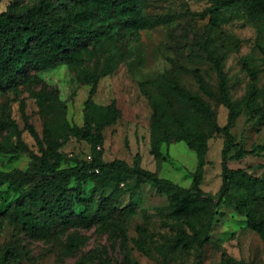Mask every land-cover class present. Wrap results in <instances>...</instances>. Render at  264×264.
<instances>
[{"label": "trees", "instance_id": "obj_1", "mask_svg": "<svg viewBox=\"0 0 264 264\" xmlns=\"http://www.w3.org/2000/svg\"><path fill=\"white\" fill-rule=\"evenodd\" d=\"M207 8L211 21L217 22L226 12L242 15L253 24H264V0H210ZM142 0H31L21 3L13 0L7 9L0 11V90L10 88L19 99L18 79L24 70L32 67L46 70L65 62L78 68L79 59L75 52L85 43L108 50L101 70H79V79L90 85L85 101L84 124H72L67 118V103L59 95L57 86L47 84L31 90L39 113L43 117V130L39 133L28 123L26 103L20 100V110L25 119L20 128L12 117L0 116L1 154L31 153L32 160L26 170L0 169V182L18 192L17 198L0 213L21 231L34 238L50 239L66 233L69 226L88 227L109 231L114 246L122 249L123 259L113 260L107 253L98 254L99 264H138L129 257L127 224L132 213L119 209L95 210V193L109 186L108 207L127 193H132L142 183L150 181L165 192L171 200V215L179 225L178 232L171 238L170 248H196L197 264H203V250L211 239V233L222 203L233 207L245 217L246 226L257 232L264 241V209L259 207L260 196L257 186H264V178L255 177L243 168L230 169L227 161L241 160L248 155L260 156L262 146L253 143L247 148L236 142L232 132L241 114L264 120V87L258 85V76L248 67L251 81L244 94L233 98L229 75L225 70V54L217 47L206 44V58L217 74L214 86L198 67L182 68L193 74L198 86L192 90L185 86L177 71L170 70L143 82L152 116L150 122L151 153L162 158V147L171 139L184 141L197 154V165L192 172V185L182 188L171 180L159 177L155 171L142 166L141 154L136 153L133 164L122 159L107 162L103 158V129L113 124L122 113L113 98L102 104L95 100L100 80L115 72L125 56L119 43L120 25H125L134 35L144 28L171 22L166 14L149 15L142 9ZM107 27V30L104 28ZM264 54V48H262ZM211 100L228 109L227 122L221 125ZM27 130L36 142L35 153L23 137ZM215 134L223 136L222 167L223 180L217 195L204 192L202 183L205 175L209 140ZM85 139L90 145L91 159L71 158L62 148L71 138ZM100 146V148H98ZM98 170V171H97ZM130 175L135 182L130 183ZM93 184L92 193L83 198L85 182ZM123 183L122 186L120 184ZM203 205L208 215L202 235L196 223H202ZM78 207H82L78 210ZM113 209L114 208L113 206ZM192 228V232L188 230ZM86 234L77 230L68 232L64 250L74 254L88 241ZM135 245L145 253L148 248L140 237L133 238ZM196 243V245H195ZM173 249V248H172ZM22 244H9L0 250V264H25ZM79 259L77 264H84ZM34 264V263H32ZM213 264H247L235 258L223 259Z\"/></svg>", "mask_w": 264, "mask_h": 264}, {"label": "rangeland", "instance_id": "obj_2", "mask_svg": "<svg viewBox=\"0 0 264 264\" xmlns=\"http://www.w3.org/2000/svg\"><path fill=\"white\" fill-rule=\"evenodd\" d=\"M13 0H0V11L7 9ZM30 3L31 0H19ZM142 9L146 14H166L171 22L144 28L139 34H133L125 25H120L119 43L125 51L121 63L114 73L104 76L100 82L95 100L108 104L113 98L121 110V117L113 124L104 127L102 153L105 161L122 159L133 164L137 152L141 154L142 166L155 171L159 177L171 180L182 188L192 185V172L197 165L195 150L181 140L171 139L162 147V158L156 159L151 153L150 122L152 108L143 89V82L170 70L178 72L181 82L192 90L198 86L194 76L182 68L198 67L212 85H217V74L207 60L205 46L217 47L225 54V70L229 75V84L233 98H238L247 90L251 81L248 67L258 76V85L264 87V24L258 26L239 14L226 11L217 22L211 21L207 8L210 0H142ZM107 30V27L104 28ZM79 59L78 68L65 62L57 66L38 70L28 67L18 79L19 99L14 98L10 88L0 90V116L12 117L24 128L25 119L20 110V100L26 103L28 123L33 124L39 133L43 130V117L31 90L39 89L43 84L57 86L60 97L67 103V118L72 124L83 125L85 101L90 85L79 79V70L99 71L102 68L108 50L85 43L75 52ZM218 116V122H227L228 109L211 100ZM236 142L249 148L253 143L262 146L260 156L248 155L241 160H228L230 169L243 168L255 177L264 178V120L257 121L241 114L232 128ZM6 132H0V138ZM23 137L32 150L37 153L35 140L27 130ZM223 136L215 134L209 140L205 175L202 183L204 192L217 195L223 180L222 147ZM69 157L86 158L90 153L89 143L82 138H71L62 148ZM32 160L31 153L1 154L0 169L26 170ZM130 183L135 176L130 175ZM123 183L120 184L122 186ZM93 184L83 185V198L92 193ZM112 186L95 193V210L118 213L124 209L132 213L128 217L126 247L129 257L138 264H197V249L170 248L171 238L179 229L176 219L171 215L173 200L161 191L153 182L142 183L132 193H127L108 207ZM260 196L259 207L264 209V186H257ZM18 192L10 188L7 182H0V213L13 202ZM114 208L116 209H113ZM82 207H78V210ZM202 223H196V230L202 235L208 215V207L203 205ZM220 215L214 223L210 241L203 250V264L219 263L223 259L235 258L247 264H264V241L260 235L246 226L245 217L235 212L233 207L222 203ZM77 230L88 236V241L74 254L64 250L68 232ZM190 233L192 228L188 227ZM140 237L148 248L141 251L133 238ZM9 244L24 247L25 264H77L85 258L84 264H99L98 254L112 259H123L122 249L114 246L109 231L97 229L95 224L88 227L69 226L66 233L50 239L34 238L21 231L8 218L0 214V250ZM196 245V243H195Z\"/></svg>", "mask_w": 264, "mask_h": 264}, {"label": "built area", "instance_id": "obj_3", "mask_svg": "<svg viewBox=\"0 0 264 264\" xmlns=\"http://www.w3.org/2000/svg\"><path fill=\"white\" fill-rule=\"evenodd\" d=\"M98 148H100V146H98ZM91 157H92L91 154H88L87 158H88V159H91ZM97 171H98V170H97Z\"/></svg>", "mask_w": 264, "mask_h": 264}]
</instances>
